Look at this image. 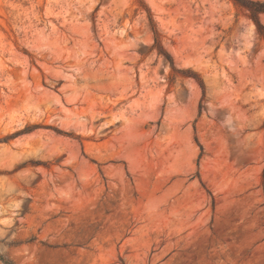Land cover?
I'll use <instances>...</instances> for the list:
<instances>
[{"label":"rangeland","instance_id":"374dc122","mask_svg":"<svg viewBox=\"0 0 264 264\" xmlns=\"http://www.w3.org/2000/svg\"><path fill=\"white\" fill-rule=\"evenodd\" d=\"M250 15L0 0V264H264Z\"/></svg>","mask_w":264,"mask_h":264},{"label":"trees","instance_id":"16d2710c","mask_svg":"<svg viewBox=\"0 0 264 264\" xmlns=\"http://www.w3.org/2000/svg\"><path fill=\"white\" fill-rule=\"evenodd\" d=\"M237 4L251 13V18L255 21L257 29L264 38V25L260 20V14L264 13V2L253 0H235Z\"/></svg>","mask_w":264,"mask_h":264}]
</instances>
